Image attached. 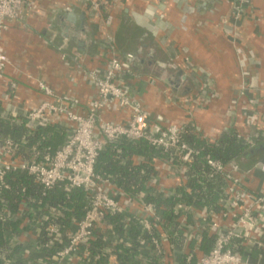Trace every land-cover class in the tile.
<instances>
[{
    "label": "crops",
    "instance_id": "0c3cea01",
    "mask_svg": "<svg viewBox=\"0 0 264 264\" xmlns=\"http://www.w3.org/2000/svg\"><path fill=\"white\" fill-rule=\"evenodd\" d=\"M25 1L19 18L6 24L0 36V49L9 61L0 87V121L13 130L10 133L0 130V138L17 141L22 158L39 150L38 144L29 139L33 131L29 113L43 101L51 100L39 88L38 80L54 91L53 101L66 103L71 110L83 115L88 114L98 99L97 86L86 72L105 68L108 50L103 37L106 31L110 32L114 50L124 64L119 81L149 112L151 123L166 127L196 122L197 129L206 130V138L213 141L215 136L233 126L251 130L248 120L257 118L258 112L264 113V0L245 4L235 26H232V15L236 0H122L108 9L106 22L94 15L88 0ZM129 52L134 54L133 58L126 57ZM178 70L184 72L192 88L184 95L176 94L160 78L162 74L168 77ZM244 86L246 91L242 90ZM254 102L260 105L257 113ZM98 114L106 120L126 122L131 111L120 108L116 102H108ZM55 120L56 125L50 127L51 146L59 148L74 124L64 115L56 116ZM21 127L25 133L17 136L16 130ZM57 135L61 137L53 142ZM171 162L160 161L157 172L144 180L142 195L155 190L170 200L178 198L187 176L186 171H182L183 166ZM262 164L264 160L248 168L240 166L239 171L232 169L242 178V183L244 181L242 186L246 193H264ZM225 190L215 191L213 208L189 205L190 209L186 210L185 203H178L181 208H177L176 224L165 220L164 212L159 214L162 217L157 230L159 247L152 239L144 240L150 232L132 221L130 214L138 208L120 214L118 225L102 220L97 233L102 234L104 240L101 249L104 262L198 264L200 255L210 250L205 246V238L213 236L206 211L216 213L223 226L235 219L233 213L222 215L221 209L228 200ZM242 203L239 199L238 204ZM127 205L133 206L134 202ZM24 206L32 207L29 201ZM41 226V222L35 220L19 229L21 236L10 234L5 264L87 262L85 256L87 260L89 256L85 253L84 258L75 255L55 259L53 263L42 258V245L31 236V233L38 234ZM60 229L63 235V228ZM180 235L184 237L181 247L176 244ZM250 246L252 251L244 248L241 251L244 264H264L263 248Z\"/></svg>",
    "mask_w": 264,
    "mask_h": 264
},
{
    "label": "built area",
    "instance_id": "2783aa9c",
    "mask_svg": "<svg viewBox=\"0 0 264 264\" xmlns=\"http://www.w3.org/2000/svg\"><path fill=\"white\" fill-rule=\"evenodd\" d=\"M88 1L94 15L99 17L101 22H106L108 9L119 4L122 0ZM250 1L236 0L232 26H235V22L240 18L241 8ZM25 3V0H0V36L6 24L19 18L20 9ZM104 25L109 26L107 23ZM103 42L108 50L104 62L105 68H92L86 72V76L97 86L98 92V99L91 106L87 115L71 110L66 103L53 101L54 91L44 81L38 80L39 88L51 100H45L33 109L29 113V122L33 129L37 126H54L57 123L56 116H66L74 125L71 134L67 136L61 147L55 150L49 147L41 157H39L40 153L34 150L30 156L22 158L18 152L19 145L14 140L8 138L0 142L3 144L0 146V154H2L0 155V182L2 186L8 187L5 179L9 173L22 170L45 189H51L56 184L63 183L67 189H81L87 194L88 203L85 207V215L77 223V230L68 235L69 244L56 251L54 256L56 260L75 256L80 250L78 246L80 244L86 246L89 243L96 233L95 226L108 215L126 213L128 209L134 208V206H128V202L139 203L137 211H133V218L147 232H151L154 226H158L160 223L161 217L157 210L153 204L146 203L142 199V194L138 200H135L133 196L114 186L108 178H104L96 172L98 157L108 141L124 137L146 141L151 145L162 147L165 151L174 149L185 162H189L194 155L199 153L184 140L186 125L162 127L149 121V112L119 81V76L124 73V64L114 50L113 39L109 31H106ZM126 56L132 58L133 53L129 52ZM62 57L65 58V56ZM8 62L7 56L0 49V87ZM242 90L246 91L245 86ZM108 102H116L120 108L130 110L129 119L126 122H117L102 118L98 114V110ZM252 105L257 113L260 110V105L255 102ZM248 122L250 125L256 122L258 126L264 128V121H259L258 117L250 118ZM206 161L211 168L209 177L220 174L228 184L224 192V195L228 196V200L223 205L222 215L228 216L233 213L235 219L230 225L223 226L219 223L216 213L206 211L210 216L208 224L215 236V242L209 252L199 257L198 264H244V256L237 253V246H243L247 252L252 251L250 245H258L264 250L262 241L264 236V193L255 195L246 193L242 187V178L235 174L236 172L213 158L208 157ZM262 168L264 169V164H262ZM182 171H186V167H183ZM223 198L220 199L224 203ZM239 199L243 201L241 205L238 204ZM124 200L126 202H123ZM179 207L181 208L178 205L177 208ZM183 208L189 210L190 206L183 205ZM236 209H238L237 214ZM12 216L13 214L10 212L6 213L7 218ZM45 231L52 239V246H56L53 244L62 238L60 226L49 224L45 227ZM152 242L157 247L160 246L158 237H153Z\"/></svg>",
    "mask_w": 264,
    "mask_h": 264
},
{
    "label": "trees",
    "instance_id": "16d2710c",
    "mask_svg": "<svg viewBox=\"0 0 264 264\" xmlns=\"http://www.w3.org/2000/svg\"><path fill=\"white\" fill-rule=\"evenodd\" d=\"M263 114L262 112L256 114L259 121H264ZM196 125L198 124L194 122L185 126L184 140L199 152L189 162L183 161L182 156L174 149L165 151L162 147L151 145L146 141L124 137L106 143L105 148L101 150L98 157L96 172L104 178H108L114 186L121 188L126 194L138 200L143 192L144 180L157 172L160 161H172L173 164L187 168V180L184 186L179 189L178 198L170 200L165 198L163 193L152 190L146 191L142 199L146 203L153 204L158 214L162 215L161 213L164 212V219L171 220L172 224H176L178 218L176 216L178 215V203L213 208L215 205L213 194L217 189L225 190L228 184L220 174L209 177L211 168L207 164L206 158L210 157L218 160L226 167L237 171H239L240 166L246 168L254 166V164L264 160V128L258 126L256 122L251 125L252 127H249L251 130H246L244 126L243 128L240 126L241 129L233 126L219 133L212 141L210 138H206L204 132L206 130L199 131ZM50 127L52 125L37 126L33 129V134H31L32 132L29 134L30 141L37 143L39 146V150L37 149L40 152L39 157L49 147L52 150L58 148L51 146L53 138ZM22 129V127L17 129L15 134L19 136L22 132L25 133V130ZM0 130L5 133L13 132L9 125L3 124L1 121ZM27 131L30 132L28 129ZM59 137L61 135L55 136L53 142ZM3 140L4 138H0V142ZM14 142L18 143L15 140ZM5 182L8 187L2 186L0 182V264H5L6 242L10 234L21 236L19 229L24 225L29 226L35 220L40 221L42 226L38 234L31 233V236L35 237L33 239H37L42 245L40 256L53 263L56 251L58 248L69 244L68 235L77 230V223L85 215V207L88 203L87 194L81 189H67L63 183H58L51 189H45L22 170L9 173ZM26 201H29L32 207H25L24 203ZM133 206L139 208V203L135 201ZM7 212H10L13 216L7 218ZM130 216L132 221L138 224L133 218V213ZM120 218V214L108 215L104 220L118 225L117 223L120 224ZM163 223L164 220L161 221L162 225ZM49 224H57L64 231L62 238L58 239L53 244L56 246L52 247V239L45 231V227ZM98 226V224L95 226L96 233L94 237L90 239L86 246L80 244L78 246L80 250L75 254L80 256L86 253L89 256L88 260L85 255H82L83 258L84 256L86 258L85 261L87 262L85 264H106L104 262L105 256L101 253L104 240L102 234L97 233ZM159 226L160 224L154 226L152 231L144 236V240L149 241L153 236L158 237L157 230ZM183 238L180 235L179 239L176 240V244L180 247L184 243ZM205 239V246L211 250L215 242V236H207ZM243 248V246H237V253L242 254Z\"/></svg>",
    "mask_w": 264,
    "mask_h": 264
},
{
    "label": "water",
    "instance_id": "95a60500",
    "mask_svg": "<svg viewBox=\"0 0 264 264\" xmlns=\"http://www.w3.org/2000/svg\"><path fill=\"white\" fill-rule=\"evenodd\" d=\"M70 15L73 16L72 14ZM82 18L84 17L81 16V19ZM126 57L129 58L128 56ZM133 57H134V54H133ZM162 65L167 66V64H164V63ZM160 78L164 80L176 94L184 95L192 90V88L188 85L189 82L187 80V76L184 74L182 70H178L176 73H171L170 76L168 77L162 74L160 75ZM15 163L20 164L21 162H15Z\"/></svg>",
    "mask_w": 264,
    "mask_h": 264
}]
</instances>
